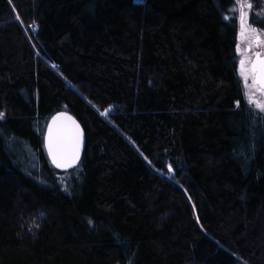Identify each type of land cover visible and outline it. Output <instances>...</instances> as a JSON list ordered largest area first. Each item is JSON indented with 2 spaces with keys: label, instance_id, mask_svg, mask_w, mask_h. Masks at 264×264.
<instances>
[{
  "label": "trees",
  "instance_id": "obj_1",
  "mask_svg": "<svg viewBox=\"0 0 264 264\" xmlns=\"http://www.w3.org/2000/svg\"><path fill=\"white\" fill-rule=\"evenodd\" d=\"M233 6L0 0V264H264ZM59 113L86 134L66 173L44 147Z\"/></svg>",
  "mask_w": 264,
  "mask_h": 264
},
{
  "label": "snow or ice",
  "instance_id": "obj_2",
  "mask_svg": "<svg viewBox=\"0 0 264 264\" xmlns=\"http://www.w3.org/2000/svg\"><path fill=\"white\" fill-rule=\"evenodd\" d=\"M247 7L251 8L252 5L248 4ZM240 36L250 45L254 42L257 46H264V40L256 35V30L248 28L243 11L240 15ZM239 71L246 88L251 87L264 95V59H261L259 54L255 62L241 59ZM249 82H251L250 85ZM248 99L251 103L258 104L251 97ZM258 106L264 110V105L258 104ZM2 118L3 114L0 113V119ZM54 124H56L55 130L52 127L49 128V154L57 168H71L79 162L83 132L79 124L70 116L56 117Z\"/></svg>",
  "mask_w": 264,
  "mask_h": 264
},
{
  "label": "rangeland",
  "instance_id": "obj_3",
  "mask_svg": "<svg viewBox=\"0 0 264 264\" xmlns=\"http://www.w3.org/2000/svg\"><path fill=\"white\" fill-rule=\"evenodd\" d=\"M256 0H234V6L231 8L230 15L227 17L228 19L234 18L237 21V29H238V44L236 47L237 52V63H238V75L240 76L242 86H244L245 97L248 105L253 108L254 111L260 113V115L264 116V110H262L259 105H264V95L260 94L256 90L251 87H245V83L243 78L240 75V60H251L253 61L256 53L261 52V55L264 57V46H257L254 42L250 45L246 39H242L240 36V15L243 11L246 16V23L249 29H255L256 35L260 37L261 40H264V0H259L260 8L254 3ZM251 4L252 7L248 8L247 5ZM261 27H258V24H261ZM239 49V51L237 50ZM249 49V52L247 51ZM251 82H249L250 85ZM249 97L252 100L258 102V104L251 103L249 101Z\"/></svg>",
  "mask_w": 264,
  "mask_h": 264
},
{
  "label": "water",
  "instance_id": "obj_4",
  "mask_svg": "<svg viewBox=\"0 0 264 264\" xmlns=\"http://www.w3.org/2000/svg\"><path fill=\"white\" fill-rule=\"evenodd\" d=\"M258 54H259V56H260L261 59H264V58L261 56L260 53H257V54L254 56V59H253L252 62H255V61H256V58H257V55H258ZM61 115L72 117V116H71L70 114H68V113H59V114H56L55 116H53V117L51 118V120L49 121V123H48V125H47V127H46V130H45V135H44V147H45V151H46V154H47L48 160H49L50 164L53 166V168H54L55 170H57L58 172H60V173H66V172H70V171H72V170H74V169H76V168L78 167V165H79V163H80V161H81V158H82L83 152H84L85 145H86V134H85V132H84L82 126L80 125V123H79L74 117H72V119L75 120L77 124H79V126H80V128H81V130H82V132H83L82 145H81V151H80V159H79V162H78L77 164H74L71 168H57V167L55 166V164L53 163V160H52L51 155L49 154V128L52 127V128L55 130V128H56V124H54V118L59 117V116H61Z\"/></svg>",
  "mask_w": 264,
  "mask_h": 264
},
{
  "label": "flooded vegetation",
  "instance_id": "obj_5",
  "mask_svg": "<svg viewBox=\"0 0 264 264\" xmlns=\"http://www.w3.org/2000/svg\"><path fill=\"white\" fill-rule=\"evenodd\" d=\"M247 51L249 52V49H247ZM261 53V52H260Z\"/></svg>",
  "mask_w": 264,
  "mask_h": 264
}]
</instances>
